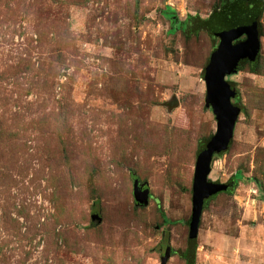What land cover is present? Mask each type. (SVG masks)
Masks as SVG:
<instances>
[{
  "label": "rangeland",
  "instance_id": "374dc122",
  "mask_svg": "<svg viewBox=\"0 0 264 264\" xmlns=\"http://www.w3.org/2000/svg\"><path fill=\"white\" fill-rule=\"evenodd\" d=\"M221 6L0 0V264H160L166 248L165 264H184L195 153L216 131L203 72L218 40L171 32L162 11L206 19ZM258 24L256 59L226 77L240 112L208 179L228 187L202 210L194 264H264V7Z\"/></svg>",
  "mask_w": 264,
  "mask_h": 264
},
{
  "label": "water",
  "instance_id": "95a60500",
  "mask_svg": "<svg viewBox=\"0 0 264 264\" xmlns=\"http://www.w3.org/2000/svg\"><path fill=\"white\" fill-rule=\"evenodd\" d=\"M259 12L250 11L237 24L217 31L219 42L212 51L203 72L205 84V103L213 111L216 121V131L208 140L205 149L195 161L192 193V222L199 223L203 201L210 196L225 191V183L212 182L208 179L212 157L223 152L233 137L234 125L240 112L238 106L231 103L235 96L234 87L226 77L237 72L239 63L243 60L253 62L259 52V32L256 18ZM243 39H240L241 37ZM175 98L167 103L168 108L177 106ZM132 194L136 204L147 205L149 190L140 184L136 178L132 181ZM99 218L95 215L92 220ZM170 254L169 248L163 251L160 264H165Z\"/></svg>",
  "mask_w": 264,
  "mask_h": 264
},
{
  "label": "trees",
  "instance_id": "16d2710c",
  "mask_svg": "<svg viewBox=\"0 0 264 264\" xmlns=\"http://www.w3.org/2000/svg\"><path fill=\"white\" fill-rule=\"evenodd\" d=\"M222 6L219 11L213 12L208 18L202 19L198 16L188 15L184 20H179L175 12L171 10L169 7H165L162 11V15L171 20V32L179 30L184 35H191L197 33L198 31H205L210 38L214 41L215 39L219 42V37L217 35V31L227 28L230 25L237 24L242 17L246 16L245 14L250 11H258L259 14L256 18V23L259 32V24L258 19L263 12L264 3L263 0H221ZM218 44V43H217ZM243 61L239 63L242 64ZM253 66V64H251ZM204 75V74H203ZM231 84V82H229ZM232 85V84H231ZM210 138L203 139L198 142L196 153H195V161L198 156L203 152L206 147V144ZM222 154L215 153L212 157L213 162L215 157H219ZM195 167V163H194ZM211 167V164H210ZM194 176V170H193ZM193 176H192V184H191V201H192V189H193ZM215 196H210L209 198L203 201L202 210L209 201H211ZM191 214H192V203H191ZM187 220L188 225V235L185 249L182 251H178V256L184 261V264H194L195 263V252H196V233L198 229L199 223L192 222V217ZM164 222H168V220L164 219Z\"/></svg>",
  "mask_w": 264,
  "mask_h": 264
}]
</instances>
